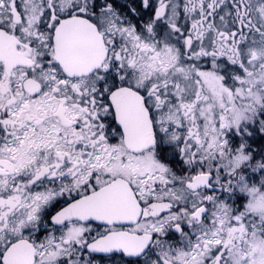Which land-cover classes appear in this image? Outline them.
Instances as JSON below:
<instances>
[{
  "label": "flooded vegetation",
  "instance_id": "obj_1",
  "mask_svg": "<svg viewBox=\"0 0 264 264\" xmlns=\"http://www.w3.org/2000/svg\"><path fill=\"white\" fill-rule=\"evenodd\" d=\"M250 3L0 0V264H264V212L252 203L255 194L264 201L262 148L253 141L264 129L245 133L242 125L252 114L264 123V59L246 66L264 53ZM242 37L256 48L252 58L240 52ZM61 57L73 72L91 73L69 77ZM123 86L141 93L157 140L137 155L109 102ZM163 130H181L179 143L207 160L202 166L217 149L234 163L219 179L214 162L195 170L212 180L185 193L196 206L190 218L176 213L183 199L174 189L134 168L164 152ZM245 134L254 145L242 146ZM118 177L133 188L139 221L59 214ZM223 198L226 210L210 214ZM185 220L212 225L195 234ZM130 233L150 242L138 256L114 245Z\"/></svg>",
  "mask_w": 264,
  "mask_h": 264
},
{
  "label": "rangeland",
  "instance_id": "obj_2",
  "mask_svg": "<svg viewBox=\"0 0 264 264\" xmlns=\"http://www.w3.org/2000/svg\"><path fill=\"white\" fill-rule=\"evenodd\" d=\"M250 1H251L250 6L252 8L253 13H255V18L256 19L258 18L259 20H261V26L263 27L264 26V0H250ZM247 40L248 38L246 39H244V37L241 38V42L243 41L246 42V45L245 46L242 45V47H240V52H242V54L245 53L246 55L249 54L251 57L252 56L251 53L253 51H256V48L254 44L247 43ZM260 53L261 52L259 51L258 54ZM262 54H263V57H261V54H260V58L254 59L252 63L247 62V65H246L247 70L252 71L254 68L258 67L257 66L258 62L264 59V53ZM244 62H245V58H244ZM245 106L248 107V105H245ZM249 115H250L249 113L243 114V116H249ZM254 121H255L254 114H252L251 118L243 120L242 125H243V131L245 133L253 132L254 130H257L258 128L261 130L264 129V123H260L259 120H258V123H255ZM235 126L236 124L233 125V127ZM263 132L264 130L262 131V133ZM262 133H259L261 144H257V143L255 144L261 146L262 148V152H263L262 169H264V135ZM181 135H182L181 130H170V131L163 130L161 132V138H163V140L161 141V148L164 150V152L160 155H157L156 153H152L153 155L148 154V156H145L143 158V160L147 161V164L143 167L142 164L144 161L143 162L139 161L140 166L137 165V167L134 166V168L139 169L137 170L139 176L146 175V174L157 175L158 180H159L158 187L165 186V187H168L169 189H174V193L177 194L178 196H181V198L183 199V201L181 199H178L177 200L178 205L177 204L174 205L175 206L174 209L176 210V213H179L181 218L185 216L190 218L191 212L195 210L196 206L193 203V199L185 195L187 190L185 188L184 182L188 178L193 176L195 170L198 167L206 168V166H208L212 162H214L213 165H215L214 170H216L217 179H219L220 177L223 178L225 175L229 174L228 172L230 170V166H232L234 163L229 162L226 159L227 156L220 155V154H224V152L220 149H217V151L214 152V155H218L219 157L218 156L213 157V160L208 165L202 166L201 163L206 162L207 160L203 158L195 160V157L192 151L187 147V145H183L179 143L181 141L180 139ZM253 137H254L253 134L246 135L245 143L242 146L250 147L254 145L253 142H251V144L249 145L247 143V142H250ZM256 141L258 142V140ZM149 159H151L150 164H149ZM148 164H149V167H146ZM263 180H264V177H263ZM254 198L255 200L252 202L254 203V209L264 212V201H263L262 194H257V195L255 194ZM222 201H225V199L223 198L222 200H219L213 205V207H211L210 214H215L219 208L226 210V205L222 204L221 203ZM174 214H172L170 218L174 219L173 217ZM220 215L218 214V216ZM196 223L197 222L195 220H185L184 221L185 225L187 224L188 226H192L193 228L192 230H194L195 234H198V232H200L202 229L208 231L210 226L212 225L211 222H209V224L201 225V227L199 228V226L196 225ZM220 229L223 230L221 227ZM212 231H213V228H212ZM175 238L177 239L179 238V236ZM205 240L209 241V239H206V237H205ZM260 243L259 245L260 247H262Z\"/></svg>",
  "mask_w": 264,
  "mask_h": 264
},
{
  "label": "water",
  "instance_id": "obj_3",
  "mask_svg": "<svg viewBox=\"0 0 264 264\" xmlns=\"http://www.w3.org/2000/svg\"><path fill=\"white\" fill-rule=\"evenodd\" d=\"M123 93L126 94L125 90H123ZM113 95V98H115V102L113 105H115V117H117V121H118V124L120 125V127L123 128V130H125L124 128V123H123V111H122V105H121V94H120V90L118 91H115L114 93H112ZM127 100V99H126ZM129 102V100H127ZM128 108H126L127 110ZM132 111L129 110V112H127V114L131 115ZM132 137L134 145L131 147L130 145L132 144L131 143V139H129V137ZM138 134H133L130 132H127V139H128V148L134 152H137V151H140L141 149H148V147H152L153 143H154V138H151V132L150 133H142L141 136L142 137H138L137 136ZM147 135H149L148 138ZM136 143H138L139 145H142L141 147L139 148H136ZM202 179V176H197L195 177V179L193 180V183H188V186H194L195 184H198L200 183L199 181ZM116 183V184H115ZM115 185H107L103 190H101V193L102 194H105L107 195V193H111V192H114L115 189L117 188V181H115ZM122 187V186H121ZM120 188V187H119ZM97 193L93 194V196H95ZM93 196H90L93 197ZM108 200V199H107ZM109 200H114V199H109ZM108 200V201H109ZM101 201V199L99 200ZM104 201V200H102ZM85 202H81L80 204H75V207L76 205H81ZM92 208V206H90ZM134 214L133 211H126V210H119V211H116V212H111V211H108V214H105V215H100L99 212H94L90 217H87L88 219H96V220H101L102 218H104L106 216V218L108 219H112V220H117L118 218H124L125 216H128V215H131ZM80 218L79 216H75V218Z\"/></svg>",
  "mask_w": 264,
  "mask_h": 264
}]
</instances>
